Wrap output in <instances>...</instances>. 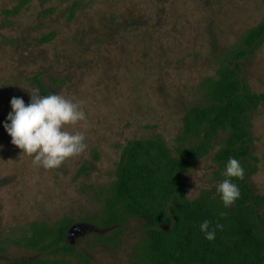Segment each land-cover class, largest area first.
<instances>
[{
  "label": "rangeland",
  "instance_id": "rangeland-1",
  "mask_svg": "<svg viewBox=\"0 0 264 264\" xmlns=\"http://www.w3.org/2000/svg\"><path fill=\"white\" fill-rule=\"evenodd\" d=\"M22 1L0 0V264L37 253L26 244L34 222L102 217L130 140L159 136L175 152L186 111L206 103L205 80L264 19V0ZM51 32V41H41ZM35 74L55 93L83 100L87 116L68 126L84 133L86 149L53 169L33 164L3 126L11 98L27 104L29 91L39 89ZM242 76L264 92V40L243 60ZM251 134L255 160L247 177L264 193V103L252 112ZM223 140L185 175L190 199L205 191L220 197L224 178L214 155ZM146 240L144 221L128 219L117 243L85 234L78 250L96 264H136ZM48 256L78 260L65 252Z\"/></svg>",
  "mask_w": 264,
  "mask_h": 264
},
{
  "label": "trees",
  "instance_id": "trees-1",
  "mask_svg": "<svg viewBox=\"0 0 264 264\" xmlns=\"http://www.w3.org/2000/svg\"><path fill=\"white\" fill-rule=\"evenodd\" d=\"M21 6L7 13H16ZM76 9L77 3L69 7L71 18ZM54 36L51 32L41 41L49 42ZM263 40L264 19L241 37L240 47L229 61L221 62L216 77L205 80L202 86L206 103L186 111L175 152L159 136L127 143L102 218L107 225L127 217L144 221L147 240L137 250L136 264H264V193L256 192L247 177L252 171L251 160H255L252 112L264 103V92L254 91L242 76L243 60ZM36 82L45 92L38 77ZM221 135L224 140L214 159L223 178L229 157H235L244 169L242 177L232 178L239 186L240 197L228 208L211 191L194 199L186 195L185 175L218 144ZM221 212L226 214L221 216ZM205 219L211 222L210 227L223 225L212 241L199 228ZM72 222L71 219L58 225L35 222L26 241L37 250L76 254L78 260L60 258L39 260L36 264H95L66 243ZM110 241L117 243L118 237Z\"/></svg>",
  "mask_w": 264,
  "mask_h": 264
},
{
  "label": "clouds",
  "instance_id": "clouds-1",
  "mask_svg": "<svg viewBox=\"0 0 264 264\" xmlns=\"http://www.w3.org/2000/svg\"><path fill=\"white\" fill-rule=\"evenodd\" d=\"M30 100L26 104L22 97H12L11 111L8 113L4 128L11 137V143L22 150V154L32 157L35 165L45 169L59 167L66 159L82 153L87 145L83 132H71L68 126H76L86 121L87 116L81 105L83 100L74 101L59 93L39 94V89L29 91ZM244 169L235 157H229L223 175L218 183L217 193L225 208L230 207L239 197V186L232 178H240ZM226 213L221 212L223 216ZM205 219L200 225L204 237L212 241L216 230L223 225L217 223L210 227Z\"/></svg>",
  "mask_w": 264,
  "mask_h": 264
},
{
  "label": "flooded vegetation",
  "instance_id": "flooded-vegetation-1",
  "mask_svg": "<svg viewBox=\"0 0 264 264\" xmlns=\"http://www.w3.org/2000/svg\"><path fill=\"white\" fill-rule=\"evenodd\" d=\"M43 38V37H42ZM41 38V39H42ZM39 78V80L41 81V83L43 84V86L45 87L46 91L44 92V90L42 88H40L38 82H36V78ZM32 81H34V83L37 85V87L40 89L42 95H47L49 94V92H54L50 87H47L45 82L42 80L41 78V75L40 74H35L34 77L32 78ZM128 219H140L138 217H127L125 220H123L122 222H117L115 224H111V225H107L105 224V221L102 217H100L99 219H92V220H89V221H84L82 223H73L72 222V225L74 224H85L87 226H89L90 230L87 231L85 234H91V235H94V236H100L102 239H105L107 241H110L111 238H114V237H118V240L121 239V236L124 232V229H125V225H126V222ZM35 223V222H34ZM39 223H45V222H39ZM33 224V223H32ZM31 224V225H32ZM31 225L29 227V231L31 229ZM71 225V226H72ZM70 226V227H71ZM69 227V228H70ZM69 230V229H68ZM85 234L75 238L74 240V244H69L71 246H74L77 248L78 250V240L80 238H82ZM67 240V238H66ZM108 244H113L112 241L110 242H107ZM106 243V244H107ZM26 244H27V241H26ZM115 244V243H114ZM30 247V246H29ZM32 248V247H30ZM34 249V248H32ZM37 251V253L34 255V256H25V257H17V258H12L10 259L9 262H24V261H31L33 264H36L37 261L39 260H51V259H60V258H56V257H50L48 255H53V254H57V253H61V252H51L49 250H37V249H34ZM79 251V250H78ZM48 253V255H47ZM84 254V253H83ZM76 255V254H75ZM85 255V254H84ZM78 257V256H77ZM21 258H32L30 260H18V261H15L14 259H21ZM89 258V257H88ZM93 263H95L91 258H89ZM96 264V263H95Z\"/></svg>",
  "mask_w": 264,
  "mask_h": 264
},
{
  "label": "water",
  "instance_id": "water-1",
  "mask_svg": "<svg viewBox=\"0 0 264 264\" xmlns=\"http://www.w3.org/2000/svg\"><path fill=\"white\" fill-rule=\"evenodd\" d=\"M89 230H90L89 226H87L85 224H74V225H72L67 232L66 242L69 244H74L75 238L85 234ZM30 259H32V258H21V259H14V260L18 261V260H30Z\"/></svg>",
  "mask_w": 264,
  "mask_h": 264
}]
</instances>
